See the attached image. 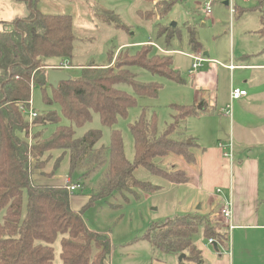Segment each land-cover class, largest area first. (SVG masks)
Wrapping results in <instances>:
<instances>
[{
    "label": "rangeland",
    "instance_id": "1",
    "mask_svg": "<svg viewBox=\"0 0 264 264\" xmlns=\"http://www.w3.org/2000/svg\"><path fill=\"white\" fill-rule=\"evenodd\" d=\"M206 1L176 0L163 15V3L166 2L164 0H37L36 2L35 7L42 13L68 14L72 17V32L75 40L71 58L62 61L56 57L45 59L46 63L54 66L67 61L68 65L63 71L69 78L79 77L81 70L91 64L103 68L114 67L140 48L143 51L142 60L147 61L151 53L144 55V50L147 48L145 45L150 46L152 54L171 57L172 67L181 75L179 77L182 81L178 83L141 66H130L129 71L137 82L141 84L158 83L160 88L154 97L138 96L131 84L122 81L116 83L115 88L133 96L136 102L134 106L128 108L126 117H117L113 128L120 131L125 158L133 166L135 162L134 139L130 125L137 120L142 109L147 118L155 113L157 133L168 130V138L187 142L189 148L187 149L186 146L184 148L192 157L191 162L172 154L155 156L150 160L151 166L135 165L130 178L137 180V186L124 187L112 193L109 192L103 198H97L99 185L107 169L108 157L104 159L103 165L98 167V171L82 177L81 174L86 169L85 162L79 163L76 169L69 173V153L61 155L60 150H55L44 155V158L48 157L44 167V172L49 173L48 176H56L58 179L66 176L62 178V184L55 178L60 185L80 183L79 189L72 193L68 192L71 208L81 212L82 219L90 230L100 232L109 238L110 249L107 253V264H166V261L169 262L171 259L172 264H196L194 259L196 254H190L187 251L176 254L163 253L153 248L148 241L151 227L154 228L150 231L152 237H157L160 228L166 222L179 216L180 218L194 217L192 224L198 226L199 233L205 232L207 227L214 235H217L216 239H219L221 234L225 235L230 222L224 220L220 209L224 202H231V199L224 195L228 186L222 184V179L227 178L229 181L228 171L233 168H229V161L223 155L224 150L222 156L220 155L219 142L220 144L223 142L225 149L231 137L234 163L242 155L249 156V158L258 156L261 164V178L264 180V93H261L264 91V69H237L230 75L229 70L218 64V89L216 91L218 98L215 107L213 105L208 111H200L198 116L189 117L190 121H187L181 118L182 111L175 110L171 106L172 102L179 105H188L193 102L192 90L187 88V84L189 85L188 70L192 61L184 54L197 52L193 50L189 42L191 32L195 33L201 45V54L206 59L227 64L230 63L231 57L233 63L238 64L237 53L240 46L243 45L244 49L249 46L243 40L239 41L238 38L248 37L252 31H256L261 26V20H264V1L257 3L255 0H232L231 11V7L223 4L225 0H213L210 15L203 12ZM236 7H242V9L237 11ZM244 8H248V11L242 12ZM29 12L27 4L23 1L0 0V28L3 23L16 18H25ZM164 51L170 52L165 54ZM203 51L208 55H204ZM208 60L194 72L198 69L203 70ZM54 66L48 68L54 69ZM170 68L165 65L167 71ZM253 81L262 83L258 84L256 93H251L254 91ZM238 84L247 90L250 89L251 92L248 97L232 102V120H230L228 116H224L221 108H225L229 103L228 90L231 88L229 86ZM44 96H50L49 87L44 92L37 86L32 88L31 108L37 114L36 116L43 115L49 110H55L60 117L59 124L71 126L75 130L76 137L83 136L89 129L101 130L102 136L95 143L94 151L101 145L108 146L111 129L101 125L96 112H91L90 122L82 127H75L61 115L56 104L46 105L43 100ZM34 118L24 117L28 128L20 132L19 138L26 144H32L34 133L40 129L43 130L44 137L51 135L55 130L53 124L34 125L32 123ZM245 131L251 132V137L256 142H262L257 145L250 142L248 144L251 145L245 147L247 144L243 145L239 140L249 136L245 135ZM189 134L196 136L198 143L211 152L210 160L208 159L204 165L200 157L202 150L196 149L195 140ZM59 156L60 160L55 166L54 163ZM201 165L208 171L198 178L197 172L201 170ZM216 169L222 170L223 178L214 176ZM183 174L188 179L184 183H173L168 179L174 177L178 180L183 177ZM226 174L227 177H225ZM40 177L49 178L45 175H40ZM229 191L231 193L230 187ZM217 198H220V203H217ZM211 202L212 204H209ZM210 205L213 206L212 209H209ZM3 215L4 210H0V224ZM24 215L25 206L23 205L22 216ZM256 235L257 232L246 233L245 236L235 241V247L233 245L235 264H264V241H260L255 237ZM205 236H208L207 233ZM197 237L196 233L194 238ZM59 239L60 237L53 245V264H61ZM220 241L219 244L223 243L225 246L227 239L221 240L220 238ZM212 244L207 243L208 248L215 252ZM231 245L229 239V251L232 248ZM257 246L262 247L259 257L260 251ZM255 247L257 248L253 250ZM217 249L220 253L224 252V249L218 247ZM185 254L188 255L187 260H183ZM180 256L182 260H179ZM200 258L203 260L202 255ZM244 259L246 262L243 261Z\"/></svg>",
    "mask_w": 264,
    "mask_h": 264
},
{
    "label": "trees",
    "instance_id": "2",
    "mask_svg": "<svg viewBox=\"0 0 264 264\" xmlns=\"http://www.w3.org/2000/svg\"><path fill=\"white\" fill-rule=\"evenodd\" d=\"M15 1L25 2L30 12L25 18L3 23L0 28V210H4L0 224V264H53V245L59 237L61 264H107L109 238L90 230L81 212L71 208L70 194L65 185L34 182V173L50 177L48 172H44L48 161L44 155L55 150H60L61 155L69 153V173L79 163L85 162L82 177L98 171L108 157L107 169L97 191V198H103L109 192L137 186V180L130 178L132 170L138 165L151 166L150 160L155 156L172 154L191 162L192 157L184 148H189L187 142L168 138V130L157 133L155 113L147 118L142 109L137 120L130 125L134 139L133 166L125 158L120 131L113 128L117 117H126L128 108L136 102L133 96L115 88L116 83L122 81L131 84L138 96L154 97L160 88L158 83L137 82L129 71L130 66H141L176 82L182 79L177 71L171 70L169 56L152 54L150 46L145 45L144 55L151 53L147 61L142 60L143 51L140 48L131 56L127 54L130 57L114 67L103 68L91 64L81 70L79 77L60 81L53 88L48 84L49 65L45 59L56 57L62 61L71 58L75 40L72 17L68 14L42 13L35 7L37 0ZM164 1L162 15L176 0ZM255 1L261 3L264 0ZM240 9L242 7H236L237 11ZM244 9L242 12L248 11V8ZM261 22V28L256 32L264 35V20ZM189 42L194 51L201 49L194 32L190 33ZM165 65L169 66V71ZM35 86L43 92L49 87L50 96L43 98L45 104H56L61 115L75 127L90 122L91 112H96L101 125L111 129L108 146L101 145L94 151L95 143L102 136L101 130L89 129L83 136L76 137L71 126L59 124L60 117L55 110L36 116L32 122L41 126L55 125L51 135L44 137L40 129L34 133L32 144L22 142L19 134L28 128L24 117L29 115L31 91ZM171 106L182 111L183 119L197 113L193 105ZM184 175L178 180L174 177L168 179L173 183H184L188 180ZM193 220L194 217L179 216L165 221L157 237H152L150 231L154 228L151 227L148 241L163 253L187 251L196 254V264H203L201 253L193 242V237L198 233V226L192 224ZM221 235V240L227 239V232ZM203 236L217 244L221 242L210 228H205ZM184 257L182 259L187 260L188 255Z\"/></svg>",
    "mask_w": 264,
    "mask_h": 264
},
{
    "label": "crops",
    "instance_id": "3",
    "mask_svg": "<svg viewBox=\"0 0 264 264\" xmlns=\"http://www.w3.org/2000/svg\"><path fill=\"white\" fill-rule=\"evenodd\" d=\"M223 4H224V1H223ZM260 28L261 26L258 27L256 31H258ZM256 31H252V33L248 37L238 38L239 41L243 40L246 44H249V46L247 48L245 47V49L243 48V45H241L237 53L238 64H235V65L245 66L244 68L240 67V68H235L233 70H229L226 67L229 63L221 64L216 60L209 59L207 66L203 70L198 69L195 72L192 71L190 74L188 73L189 81L193 80V82L188 81L189 85L187 84V88L191 89L193 93V99H192L193 102L188 103V105H193L196 107L197 113L195 116H198L200 111L202 112L208 111L209 108L213 105L215 107L217 103L218 97H217L216 91L218 89V85H217L218 83V77H217L218 76L217 75L218 64H220L225 69L229 70L230 75L233 71L237 69H243V70H247V69L262 70L264 69V35H260ZM168 52L170 51H164L163 53L166 54ZM197 52H201V49ZM203 54H204V51H203ZM206 55H208L207 52H206ZM171 61H172V58H171ZM46 64L49 65L48 67L54 66L49 63H46ZM171 68L175 70V68L172 67V63H171ZM258 80H262V79H258ZM258 84H262V83L253 81L252 86H254L253 87L254 91L252 92L250 91V89L247 90L244 86L239 85V84L233 85V86L230 85L229 88L230 87H240L246 90L245 96L239 99H236L234 101H240L248 97L250 95V92L256 93ZM261 93H264V91H261ZM171 104H174V102H172ZM224 116L226 117V115ZM186 120L190 121L188 120V118ZM246 132L247 131H245V135L248 134L249 136L242 137L239 139L243 143V145L247 144L245 147H248L249 145H251V144H248L250 142H252L253 145H257L258 143L262 142V141L256 142V140L252 139L251 132H247V133ZM190 137L195 140L194 145L196 149L202 150L200 157L202 158V163L204 165V163L208 161V159L210 160L211 152L209 149L202 147L198 143V138L196 136L190 135ZM218 144H219V147L221 148L219 152H220V155L222 156L223 142L221 143L222 146H220V142ZM194 162H196L195 158H194ZM203 165H201V170L199 169V172H197L198 178H200L202 173L206 174L208 171L206 168L203 169L202 167ZM228 172H229V181H227L228 180L227 178L222 179V184L227 185L228 189L229 187L231 188V193L230 191L228 192V189L226 192H224V195L226 196V198L229 197L232 203V218L230 221L231 228L227 229V242L224 243L226 245L224 246L223 243L217 244L218 248L224 249L223 253H220L218 249L217 250L215 249V252H214L212 249L208 248L207 238H205L201 234L202 232L197 233V236H198L197 238L193 237V242L195 246L197 247V249L201 252V255L203 257V264H235L234 263L235 241H237V239L240 238L241 236H245L246 233L248 234L252 232H257V235L255 237L259 238L260 241L262 240L264 241V202H262L264 200V180H262L263 178H261V164H260L259 157L255 156L254 158H249V156L242 155V157L238 158L236 162L234 163L233 170H230ZM223 175L224 173L222 174V170L220 169H216L214 172V176H217L218 178H220V176L221 178H223ZM65 177L66 176H61L59 179L56 176L49 177V178H43V177H40V175H38L37 173H34L33 180L34 182H38V183L55 184V185L59 184L60 185V183L62 184L61 181H63L62 178H65ZM225 177H227V174L225 175ZM55 178H57L59 180L58 182L60 183H57V180H55ZM24 201H25V198H24ZM217 203H220V198L219 199L217 198ZM209 204H212V202ZM212 207L213 206L210 205L209 209H212ZM229 239L232 244L231 245L232 248L230 251H229V246H228ZM257 247H255L253 250H255ZM258 249L260 251L258 255L259 257L262 251V247L259 246ZM249 254L251 255L250 250H249ZM243 261L246 262V259H244ZM166 262H165L166 264H172V259L171 261L169 262L166 261Z\"/></svg>",
    "mask_w": 264,
    "mask_h": 264
},
{
    "label": "built area",
    "instance_id": "4",
    "mask_svg": "<svg viewBox=\"0 0 264 264\" xmlns=\"http://www.w3.org/2000/svg\"><path fill=\"white\" fill-rule=\"evenodd\" d=\"M213 0H207L204 4V8H203V12L206 15H210L211 13V3ZM228 1V7H233L232 5V0H227ZM232 7L230 8V10L232 11ZM232 13V12H231ZM185 55H187L190 59H191V66L190 69L188 70V73H191L192 71H194L195 69H197L200 65H202L204 62H206L208 59H206L204 56H202L201 52H195V53H184ZM68 65L67 61H63L60 62L59 65L54 66L55 69L57 70H61L63 71V69H65ZM229 70H233L235 68H244L245 66H237L232 62V59L230 58V63L226 66ZM246 95V90L242 89L240 87H231L229 90V103L225 106V108H222V112L224 115L228 116L229 119H232V107L231 104L234 100L239 99L243 96ZM36 113L33 112L32 108L30 107L29 110V115L28 117H36ZM220 146H222V144H220ZM224 146V145H223ZM222 146V147H223ZM223 155L225 158L228 159L229 161V166L230 169L233 168V164H234V152H233V144L231 141V137L228 140L227 144L225 145V149L223 147ZM64 185V184H63ZM68 192L72 193V191L79 189L80 188V183H74V184H69L67 186V184L65 185ZM218 192L220 191L219 189L217 190ZM220 213L222 215V217L224 218V220H226L227 222H230V219L232 218V203L230 201H226L222 204V207L220 209ZM231 228V225L229 226V229ZM208 243L212 244L213 240L212 239H208Z\"/></svg>",
    "mask_w": 264,
    "mask_h": 264
},
{
    "label": "water",
    "instance_id": "5",
    "mask_svg": "<svg viewBox=\"0 0 264 264\" xmlns=\"http://www.w3.org/2000/svg\"><path fill=\"white\" fill-rule=\"evenodd\" d=\"M224 4L228 5V1L225 0ZM204 55H206V52H204ZM47 79H48V84L53 88H56L60 81L68 80L69 76L64 71L51 68L48 70ZM212 245L214 249L217 250V243L214 242ZM181 257L182 256L179 257V260L181 259Z\"/></svg>",
    "mask_w": 264,
    "mask_h": 264
}]
</instances>
